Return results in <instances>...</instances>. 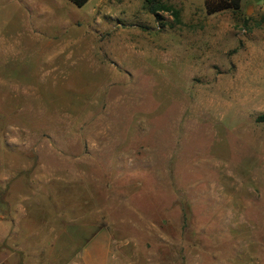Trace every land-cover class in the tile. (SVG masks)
<instances>
[{
	"label": "rangeland",
	"instance_id": "1",
	"mask_svg": "<svg viewBox=\"0 0 264 264\" xmlns=\"http://www.w3.org/2000/svg\"><path fill=\"white\" fill-rule=\"evenodd\" d=\"M155 1L179 18L147 0H0L12 228L27 210L90 227L84 241L106 228L109 264H264V7Z\"/></svg>",
	"mask_w": 264,
	"mask_h": 264
},
{
	"label": "crops",
	"instance_id": "2",
	"mask_svg": "<svg viewBox=\"0 0 264 264\" xmlns=\"http://www.w3.org/2000/svg\"><path fill=\"white\" fill-rule=\"evenodd\" d=\"M197 3H205L206 0H191ZM261 7L263 0H243L242 9L253 15ZM7 181V194L0 199V264H109L110 237L106 228L90 229V237L82 240L83 232L90 227L78 226V230H70L69 223L62 228H43V214L40 211L27 210L19 213L16 219L17 226L12 228L14 221L10 210L11 197L9 194L10 173L7 177L3 174V181ZM53 198L59 202L62 191L57 190ZM91 226V225H90ZM15 238H12V234ZM45 231V236L43 232ZM77 240L81 242L77 252L68 255V251ZM73 242V243H72Z\"/></svg>",
	"mask_w": 264,
	"mask_h": 264
},
{
	"label": "trees",
	"instance_id": "3",
	"mask_svg": "<svg viewBox=\"0 0 264 264\" xmlns=\"http://www.w3.org/2000/svg\"><path fill=\"white\" fill-rule=\"evenodd\" d=\"M74 6L78 8L84 7L91 0H68ZM148 8L150 12L154 15H157L159 11H170L173 12L176 18H179V11L175 10L172 6L164 4L161 1L147 0ZM243 0H206L205 10L208 15H215L225 11H233L238 13L242 10ZM257 123H264V114L259 115L256 118Z\"/></svg>",
	"mask_w": 264,
	"mask_h": 264
},
{
	"label": "built area",
	"instance_id": "4",
	"mask_svg": "<svg viewBox=\"0 0 264 264\" xmlns=\"http://www.w3.org/2000/svg\"><path fill=\"white\" fill-rule=\"evenodd\" d=\"M263 2H264V0H263Z\"/></svg>",
	"mask_w": 264,
	"mask_h": 264
}]
</instances>
